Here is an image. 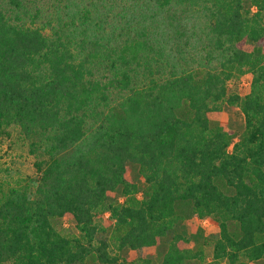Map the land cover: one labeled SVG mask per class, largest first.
Returning a JSON list of instances; mask_svg holds the SVG:
<instances>
[{
	"label": "trees",
	"instance_id": "16d2710c",
	"mask_svg": "<svg viewBox=\"0 0 264 264\" xmlns=\"http://www.w3.org/2000/svg\"><path fill=\"white\" fill-rule=\"evenodd\" d=\"M222 102L240 134L210 121ZM14 133L34 175L0 192V264H117L111 241L158 240L133 264L264 260V0H0V139Z\"/></svg>",
	"mask_w": 264,
	"mask_h": 264
},
{
	"label": "rangeland",
	"instance_id": "374dc122",
	"mask_svg": "<svg viewBox=\"0 0 264 264\" xmlns=\"http://www.w3.org/2000/svg\"><path fill=\"white\" fill-rule=\"evenodd\" d=\"M251 77V73L248 72L241 76V78L238 80L236 92L239 95H244L249 91ZM233 84V82H229L230 87H232ZM220 106L221 109L219 111L209 113L210 121L215 124L226 126L234 130L237 134H240L244 129V116L240 109L237 106H232L225 102H222ZM33 160L34 158L28 153L24 142L17 134L14 133L11 137L0 139V192L1 190L6 189L8 185L14 184L18 180L32 177L34 175ZM126 169V175L128 179L135 182L138 186H143L144 183L138 172L137 165L128 163ZM113 195L120 201L123 198L119 191L113 193ZM99 222L101 226L105 228V231L99 233V238L106 236L108 237V230L110 228L109 220L100 219ZM74 225V219L69 215H65L58 222L57 229L66 235H71L73 232H75ZM198 225H200V222L196 219V217L193 216L192 218H186L183 221L181 231L185 232L186 235H190L199 230ZM201 226L212 228V225H210L209 221L207 220L202 221ZM163 242L165 241L158 240L155 246L141 252L139 250H133L129 248H125L122 251H117L113 242L111 241L109 250L111 254L116 253L120 256L117 264H133L137 262L141 256L150 258L155 263L164 251ZM205 252V260H211V246H205ZM79 264L102 263L88 257L84 262ZM220 264L226 263L223 261ZM246 264H264V260L259 259L255 261H247Z\"/></svg>",
	"mask_w": 264,
	"mask_h": 264
}]
</instances>
